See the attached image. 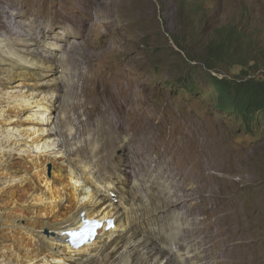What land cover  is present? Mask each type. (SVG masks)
<instances>
[{
    "label": "rangeland",
    "instance_id": "rangeland-1",
    "mask_svg": "<svg viewBox=\"0 0 264 264\" xmlns=\"http://www.w3.org/2000/svg\"><path fill=\"white\" fill-rule=\"evenodd\" d=\"M2 2L8 4L5 8L9 17H5L11 34H0V42L3 41L13 55L22 59L30 60L34 52L37 58L44 57L42 61L58 64L60 68L54 76L32 81L30 85L43 91L40 98L56 99L57 110L52 114L47 112L43 117L50 120L47 130L56 144L53 149L67 154L69 161L72 159V164L75 163L73 165L80 163H77L79 167L76 173H82L86 164L101 168L98 163L95 164L97 158L92 157V153L99 151V138L94 136V132L104 131L103 128L108 125L95 102L98 98L112 107V113L118 114L128 129L119 135L117 146L112 149L114 162L123 168L120 176L126 189L140 184L148 172L152 171L154 175L161 172L165 176L171 173L173 178L180 179L181 186L192 184L197 189L196 197L203 195L209 200L207 212L194 219L183 220L186 227H191L193 221L200 223L203 220L195 239L185 240V249L191 252L190 258L197 251L202 259L190 261L184 257L185 260L179 262L175 257V241L170 240L165 250L157 256L159 259L148 264H264V127L262 133V129L257 127L254 132H246L240 120L219 112L212 100L214 88L204 77L206 69L203 64H196L194 69L189 67L184 50H191L194 56H199L204 46L200 42H190L191 35L197 36L203 32L204 40H207L211 30L227 24L237 25L246 34H255L254 37L260 36L258 38L264 46V0ZM202 13L203 23L200 20ZM53 37L67 38L69 41L64 43ZM176 39L183 46H178ZM45 41L51 45L45 46ZM63 45L67 47L66 50H62ZM71 58L79 62L77 72L81 69L86 94L91 93L95 99L93 103H87L86 112L81 116L91 130L75 140L72 134L77 115L69 108V83L63 82L61 73L64 69V79L67 81L77 73L72 62L69 63ZM239 71L235 67L230 72L214 74L220 77L234 76ZM260 72H264V69ZM192 73H195L192 80L195 87L190 92L178 81ZM9 87L4 86L7 93L20 89L25 91L22 87ZM79 93L80 101L87 102L88 98L83 92ZM38 112L41 111L34 108L31 115ZM61 113L71 117L66 124L65 121L60 123ZM0 125L1 147L15 138L23 139L19 136V130L13 132L6 125ZM86 138L92 142L87 144ZM82 146L86 151L79 152ZM167 151L170 154H164ZM136 153L141 156L127 167V157ZM109 156L105 155V158ZM198 160L206 166L201 168ZM166 164L170 166V171ZM157 166L159 171L155 170ZM110 167L108 165L106 169ZM47 168L51 175L52 164H47ZM9 180L6 174L0 173L1 187ZM143 193L144 204L151 205V196L146 191ZM117 196L114 194L111 198L108 194V198L116 204L120 198ZM130 196L131 193L126 195ZM183 207L175 209L180 218L185 215ZM172 214L169 213L168 220ZM209 214L212 218H207ZM231 214L232 218L227 222L233 224L232 233L225 243L226 247L215 249L207 245L208 250L203 251L204 247L199 241H205L204 228L216 223L218 218V224L214 227L216 231L220 230L222 218ZM180 237H176V240ZM197 237L200 239L197 240ZM2 260L0 257V263L4 264ZM115 261L114 264H125L126 253H120Z\"/></svg>",
    "mask_w": 264,
    "mask_h": 264
},
{
    "label": "bare ground",
    "instance_id": "bare-ground-1",
    "mask_svg": "<svg viewBox=\"0 0 264 264\" xmlns=\"http://www.w3.org/2000/svg\"><path fill=\"white\" fill-rule=\"evenodd\" d=\"M5 6L7 7L8 4L4 5L1 0L0 34H11L5 17V15L9 17V12ZM53 38L62 40L64 43L69 41L67 38ZM44 43L45 46L50 44L46 41ZM7 46L3 44V41L0 42V123L13 132L16 129L19 130V136L23 139L15 138L8 144L6 141L7 145L2 146L3 148L0 145L2 148L0 149V173L10 178L6 185L0 186L2 262L4 264H114L117 256L124 252L126 253L125 264H148L150 261L152 263L159 259L157 256L165 250L170 240L175 241L177 250H175V257L179 262H183L184 257H188L190 261L201 260L197 251L190 258L191 252L185 249V240L195 239L203 220L200 223L193 221L191 227H186L183 220L190 217L194 219L207 212L209 200L203 195L196 197L197 189L192 184L181 186L180 179L173 178L171 173L165 176L161 172L154 175V172L147 171V177L140 184H135L130 190L126 189L120 176L123 168L116 161L114 162L112 149L117 146L119 135L128 129L124 127L119 115L112 113V107L107 106L105 100L100 102L98 98L95 100L91 93L86 94L87 88L82 81L83 76H80L81 69L77 72L79 62L71 58L69 63L72 62V67L77 73L72 75L70 81L64 79V69L61 73L63 82L69 83L67 88V96L68 99L70 98L67 100L71 101L69 108L77 115L73 123L75 124L73 139L91 130V127L81 120L88 102L93 103L95 100L98 103L99 112L108 125L103 128L104 131L94 132V136L99 138V151L92 153V157L97 158L95 164L98 163L101 168L97 169L92 164H86L82 173H76L79 162L76 161V165H73L75 163L72 164L71 158V162L69 161L67 154H61L56 151V148L53 149L56 144L53 143V137L47 130L50 120H45L43 117L45 113L52 114L57 110L56 99L40 98L43 91L30 85L32 81L54 76L56 72H59L58 64L42 61L44 57L37 58L33 51L30 60L22 59L13 55V51H10ZM66 48L65 45L62 46V50ZM81 66H83L82 63ZM5 85L10 86V89L22 87L25 91L20 89L18 92L7 93V90H4ZM80 91L88 98L87 102L80 101ZM34 108H38L41 112L31 115ZM62 115L60 123L63 124L65 121L66 124V120L71 117ZM62 134L65 133L62 132ZM85 140L87 144L92 142L87 138ZM78 150L86 151V148L82 146ZM164 154L167 155L170 152L167 151ZM105 155L110 156L105 158ZM139 156L141 155L136 153L132 157H127V167L131 166ZM156 156L159 157L158 151ZM49 163L52 164L51 175L47 168ZM198 164L201 165L200 160ZM108 165L111 166L110 169H106ZM166 166L170 171V166L167 164ZM205 166L204 163L201 168ZM155 170L159 171V167L157 166ZM143 191L151 196V205L144 204L146 202L142 198ZM129 193L131 196L126 197ZM108 194L111 198L114 194L118 195L117 197H120L118 204L114 203L113 199L110 200ZM182 205L185 215L180 218L175 209ZM172 212L168 220L169 213ZM215 213L212 212V214ZM109 218L116 221L114 229L107 230L105 224L95 241L89 240L80 248L70 245L69 231L78 230L86 220L104 221ZM207 218L212 217L209 214ZM231 218L232 214L222 218L220 222L223 226L218 231L214 227L218 224V218L216 223L209 224L207 228L203 227L205 241H199L204 247L203 251L208 250L207 245L215 249L226 247L225 243L232 233L233 225L227 220ZM179 235L181 237L176 240ZM154 251L156 253L152 255Z\"/></svg>",
    "mask_w": 264,
    "mask_h": 264
},
{
    "label": "trees",
    "instance_id": "trees-1",
    "mask_svg": "<svg viewBox=\"0 0 264 264\" xmlns=\"http://www.w3.org/2000/svg\"><path fill=\"white\" fill-rule=\"evenodd\" d=\"M203 23V13L201 15ZM207 40L204 33L191 35L190 42H200L204 46L199 56H194L191 50L185 49L189 59V67L203 64L205 79L213 86L212 100L214 107L223 115L240 120L242 129L254 132V128L264 127V46L262 40L255 34H246L237 25H220L210 31ZM206 42V43H205ZM178 46H183L176 39ZM261 45V46H260ZM240 69L234 76L214 73L230 72L233 68ZM192 73L178 83L188 91H194ZM263 132V129L260 133ZM257 138V137H256Z\"/></svg>",
    "mask_w": 264,
    "mask_h": 264
},
{
    "label": "clouds",
    "instance_id": "clouds-1",
    "mask_svg": "<svg viewBox=\"0 0 264 264\" xmlns=\"http://www.w3.org/2000/svg\"><path fill=\"white\" fill-rule=\"evenodd\" d=\"M214 75H215V74H214ZM217 76H218V75H217ZM221 78H222V76H221ZM95 220H97V221L101 224V227L97 230V235H96L95 239L97 238V236L99 235V231L105 226V224H106V229H107V230H112V229H114V228L116 227V221H115L114 219H110V218H109V219H106V220H104V221H101V220H99V219H95ZM86 221H91V220H86ZM86 221H84V222H86ZM84 222H83V224H84ZM83 224H82V225H83ZM82 225H81V227H82ZM81 227H80L78 230L69 231V233L74 232V231H79V230L81 229ZM69 233H68V237H69V243H70V245H71L72 247H75V248H80V247H82L83 245L77 247V246H75V245H73V244L71 243ZM95 239H94V240H91V241H95Z\"/></svg>",
    "mask_w": 264,
    "mask_h": 264
}]
</instances>
